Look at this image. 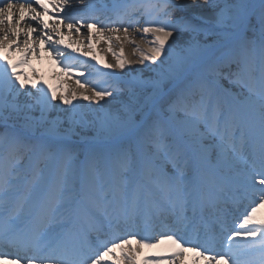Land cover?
<instances>
[{"label": "snow or ice", "instance_id": "snow-or-ice-1", "mask_svg": "<svg viewBox=\"0 0 264 264\" xmlns=\"http://www.w3.org/2000/svg\"><path fill=\"white\" fill-rule=\"evenodd\" d=\"M60 25L107 44L102 79L66 63L90 51ZM38 51L77 87L18 71ZM0 128V264H137L165 242L173 264H264V0H0Z\"/></svg>", "mask_w": 264, "mask_h": 264}, {"label": "bare ground", "instance_id": "bare-ground-1", "mask_svg": "<svg viewBox=\"0 0 264 264\" xmlns=\"http://www.w3.org/2000/svg\"><path fill=\"white\" fill-rule=\"evenodd\" d=\"M182 2L184 3H190V0H182ZM35 6V5H34ZM76 15H80L79 13H75ZM45 20H48L49 24H52L51 19H49V17H44ZM70 21H66L65 23H68ZM62 31H63V39H65L66 41L69 40V42L71 43H75V44H79L84 46L85 44H87L88 42V30L87 28H81L80 33H77L75 30L72 31H68L64 25H60ZM55 36V34H53ZM59 36H56L55 38H58ZM98 37V34H97ZM137 42L139 43V36H136ZM95 43L96 41L93 40ZM98 47H100L106 54L107 57V61L112 62V54L110 52L107 51V44H105L102 40L99 43H96ZM21 45H22V38H21ZM37 49L40 48L39 42H36ZM132 47L133 45L131 44H126L124 46V54L125 56L131 57L132 54ZM116 51H119V48L116 47ZM16 54L20 53L13 51ZM38 55H39V59L36 58V56H34L32 53H29V64L31 65V68L28 66H22L20 69H18V71H23L26 75L31 76L32 75V71L31 69L34 68L38 74V78L44 83L45 87L49 84H51L52 86H56L58 83L61 84V90H63V88L65 87H71V88H75L77 87V85L75 84V80L73 78H70L64 74H62L60 72V67L58 65H56L52 58L49 57V55L44 52V51H38ZM19 58V57H18ZM66 63L74 66V68L76 69L77 73L78 72H84L85 76L81 77V79H86L90 82L92 81H98L100 80V78H97L95 75L88 73V66L85 63H81L80 61H74L71 59H67L66 58ZM141 70V66L140 65H136L134 64L131 68V70L126 69L124 74H132V75H136L140 72ZM67 81V84H64L63 82ZM223 84L225 87H229V85L227 84V81H223ZM34 91V90H33ZM21 100L24 99V97L22 96L20 98ZM126 99V95L125 94H121L119 97H117L116 99H112L109 98L107 103L101 102L102 106L104 109H112L114 110L115 108H117L119 106L120 102H123ZM59 105V102H56ZM78 103L84 104L87 102L84 101H78ZM65 106L63 105H59V109L60 114H62V110ZM98 106L93 104L91 105L92 109H96ZM53 116H57L58 113L57 112H53L52 113ZM2 129V128H0ZM79 131V130H78ZM80 136H83L84 139V143L80 144V143H76L75 146L81 150L82 147L84 146H88L93 144V139L92 137L94 136V133H92L91 131H86V132H82ZM127 143V141L125 142ZM80 153V152H79ZM78 153V154H79ZM83 152L80 154V159H83ZM243 212V207L241 209V212L239 214H233L232 216L235 219V223L237 224L238 219L241 218V214ZM264 214V209H261L260 212L258 213V215H262ZM236 224L230 225L229 227H235ZM133 248H136L137 246L135 244L132 245ZM165 248H170V253L171 254L172 251L176 250L175 247L173 245H171L170 243H162L159 245V249L157 250V257H154L152 259L148 258L145 255V248L140 249L139 252L137 253L136 256V260H137V264H140L141 262V258H147L150 261V264H159L160 260H163V264H173V262L169 259H167V257H163L162 254L164 252ZM125 251H127V248H125ZM117 253L119 254V251H117ZM188 254V252L184 253V256L182 258H178L180 260V264H184V261L182 259H185V256ZM194 259V255H192L191 257V264H192V260ZM197 264H204L203 260H199L197 262Z\"/></svg>", "mask_w": 264, "mask_h": 264}]
</instances>
